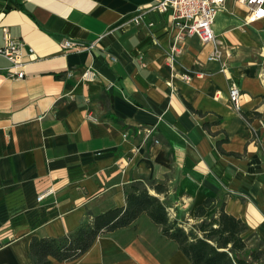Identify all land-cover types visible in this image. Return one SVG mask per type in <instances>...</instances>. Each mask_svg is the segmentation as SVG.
I'll use <instances>...</instances> for the list:
<instances>
[{"label": "crops", "instance_id": "1", "mask_svg": "<svg viewBox=\"0 0 264 264\" xmlns=\"http://www.w3.org/2000/svg\"><path fill=\"white\" fill-rule=\"evenodd\" d=\"M156 2L0 0V47L3 27L25 44L23 78L8 76L0 55V264H30L33 236H66L124 206L136 180L161 184L163 193L149 191L179 222H195V206L216 198L264 251V18L247 22L245 6L225 2L213 23L226 50L221 71L206 58L210 43L174 41L170 11ZM64 38L94 47L63 50ZM85 67L97 72L94 81L80 80ZM231 82L241 90L239 110ZM138 128L151 136L135 135ZM51 264L191 262L142 213Z\"/></svg>", "mask_w": 264, "mask_h": 264}, {"label": "trees", "instance_id": "2", "mask_svg": "<svg viewBox=\"0 0 264 264\" xmlns=\"http://www.w3.org/2000/svg\"><path fill=\"white\" fill-rule=\"evenodd\" d=\"M159 183L146 186L143 181L131 182L125 189V205L110 208L93 216L72 233L61 237L33 236L29 243L30 264H51V260H71L84 253L102 231H111L131 224L145 213L161 227V234L177 243L178 249L191 264H259L264 257L261 246L249 244L247 225L224 209L216 198H205L195 206L193 223L179 222L171 216Z\"/></svg>", "mask_w": 264, "mask_h": 264}, {"label": "built area", "instance_id": "3", "mask_svg": "<svg viewBox=\"0 0 264 264\" xmlns=\"http://www.w3.org/2000/svg\"><path fill=\"white\" fill-rule=\"evenodd\" d=\"M227 0H157L154 8L160 12L170 11L173 26L176 29L175 42L181 41L186 37L197 36L203 44L210 43L212 50L206 57L209 61L221 62V71H225L222 58L226 50L222 48V44L216 36L213 23L217 12L224 7ZM246 7L247 14L245 20L251 22L264 18V0H232ZM139 15L135 17V23H140ZM148 25H151L149 23ZM4 44L0 47V55L4 56L9 61V66L6 70L7 75L13 78H23L25 75L24 66L25 60L23 56L24 42L20 39L12 37L6 27L2 28ZM60 46L63 50H90L94 47L93 43H86L82 40L74 38H64ZM30 53L32 50L29 49ZM178 48L173 45L169 54V60L173 61ZM72 70H67L66 76L71 77ZM97 72L92 67H85L80 72V80L83 82H92L96 79ZM181 78L189 80L188 74H182ZM229 99L234 107L240 109L241 90L235 83L231 82L229 86ZM87 117L95 118L87 112ZM136 134H144V138H148L152 134L151 128H138L133 132ZM123 138L128 136L125 131L122 133ZM157 142V140H154ZM52 193L51 189L45 190L37 195V200L40 201L47 195ZM169 213L173 215L172 210Z\"/></svg>", "mask_w": 264, "mask_h": 264}, {"label": "rangeland", "instance_id": "4", "mask_svg": "<svg viewBox=\"0 0 264 264\" xmlns=\"http://www.w3.org/2000/svg\"><path fill=\"white\" fill-rule=\"evenodd\" d=\"M257 29L261 31L260 34H264V26H259V27H257ZM222 38H223V36H222ZM262 46H264V44H262L261 47H262ZM261 49H262V48H261ZM261 51H262V50H261ZM236 86H237V85H236ZM147 184H148V186L151 185V184L148 183V182H147ZM149 188H150V187H149ZM150 189H151V188H150ZM249 241H250V243H249L250 245H254V246H256V245H260V244H261L259 241H256L255 237L252 238L251 235H249Z\"/></svg>", "mask_w": 264, "mask_h": 264}]
</instances>
